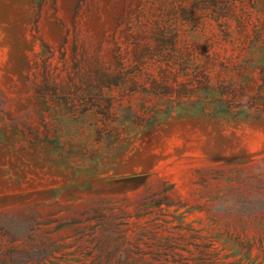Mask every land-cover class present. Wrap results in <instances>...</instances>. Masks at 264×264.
I'll return each instance as SVG.
<instances>
[{
    "label": "rangeland",
    "instance_id": "rangeland-1",
    "mask_svg": "<svg viewBox=\"0 0 264 264\" xmlns=\"http://www.w3.org/2000/svg\"><path fill=\"white\" fill-rule=\"evenodd\" d=\"M36 1L0 0V264H264V0Z\"/></svg>",
    "mask_w": 264,
    "mask_h": 264
},
{
    "label": "trees",
    "instance_id": "trees-1",
    "mask_svg": "<svg viewBox=\"0 0 264 264\" xmlns=\"http://www.w3.org/2000/svg\"><path fill=\"white\" fill-rule=\"evenodd\" d=\"M47 0H37L36 3H37V9L39 11H41V9L43 8V5L44 3L46 2ZM264 105V103H262ZM221 111H224V112H230L231 114H234V115H237L241 112L237 111L235 113H232V111H229V109H220ZM251 118H254V119H259L258 116H250Z\"/></svg>",
    "mask_w": 264,
    "mask_h": 264
}]
</instances>
